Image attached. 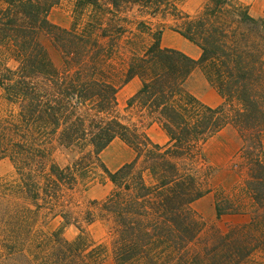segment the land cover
<instances>
[{"label": "trees", "instance_id": "trees-1", "mask_svg": "<svg viewBox=\"0 0 264 264\" xmlns=\"http://www.w3.org/2000/svg\"><path fill=\"white\" fill-rule=\"evenodd\" d=\"M63 0H0V159L15 172L0 178V264H264V12L242 0H207L194 14L184 0H69V28L52 24ZM198 46L194 58L162 45L158 17ZM49 33L58 66L41 42ZM200 67L223 97L211 106L187 83ZM125 109L157 123L168 140L154 142L122 115L117 94L133 80ZM240 138V180L215 190L218 218L248 220L201 238L204 223L192 204L213 191L206 143L227 126ZM115 139L135 157L110 170L101 153ZM55 144L74 155L64 166ZM110 180L109 193L86 210L66 209L77 187ZM61 208L58 230L41 227L44 211ZM109 223L108 243L87 233ZM67 224L79 233L68 240Z\"/></svg>", "mask_w": 264, "mask_h": 264}, {"label": "rangeland", "instance_id": "rangeland-1", "mask_svg": "<svg viewBox=\"0 0 264 264\" xmlns=\"http://www.w3.org/2000/svg\"><path fill=\"white\" fill-rule=\"evenodd\" d=\"M207 0H184L182 8L185 12L196 13ZM247 3L253 17L259 18L264 12V0H242ZM49 20L52 24L62 28L71 27L74 15L72 4L69 0H63L54 6L49 13ZM155 26L163 25L162 45H174L175 49L192 52L191 48H197L192 42L187 40L178 31L174 29V20L172 17H158L153 20ZM41 42L48 50L52 60L58 66L61 63V55L58 48L54 45L49 33H42ZM173 48V47H168ZM187 86L190 91L197 95L202 101L211 106H217L223 102V97L217 89L206 79L200 67L195 68L191 74ZM140 87V81L133 79L123 85L117 94L119 106L122 115L129 122H136L148 133L150 138L157 143L164 144L168 137L165 131L157 123H149L142 117L140 112L135 109H125L127 100ZM241 138L237 130L229 125L212 137L204 146V155L211 167L210 185L213 191L207 193L192 204V209L197 213L204 223V229L201 238L211 240L217 231L225 232L231 226L240 225L248 220V215L228 213L220 218L216 215L214 200L215 190L220 188H230L240 180V172L235 165L238 162V150L241 146ZM73 153L63 146L55 144L53 148V160L61 166L66 165L73 157ZM102 159L107 167L114 171L123 164L130 162L135 157L134 149L121 139H115L103 152ZM15 172L13 163L9 158L0 159V178L13 176ZM113 184L110 180L96 182L89 188L83 186L77 187L69 192L65 197L64 205L66 209L73 212L86 210L92 200L103 199L112 189ZM61 208L56 211H44L41 227L45 231L52 232L62 227L63 218ZM88 235L98 243H108L109 223L105 220H96L86 228ZM79 230L74 224H67L63 229V236L68 239H74ZM100 264H115L111 252H108L105 259Z\"/></svg>", "mask_w": 264, "mask_h": 264}, {"label": "crops", "instance_id": "crops-1", "mask_svg": "<svg viewBox=\"0 0 264 264\" xmlns=\"http://www.w3.org/2000/svg\"><path fill=\"white\" fill-rule=\"evenodd\" d=\"M195 45V44H194ZM167 47H173V48H176V46H174V45H166ZM196 46V45H195ZM197 48H191L192 49V52H186L188 55H190V56H192V57H194V58H198L199 57V55H200V49L198 48V46H196ZM134 79H136V80H138V81H140L138 78H134Z\"/></svg>", "mask_w": 264, "mask_h": 264}]
</instances>
